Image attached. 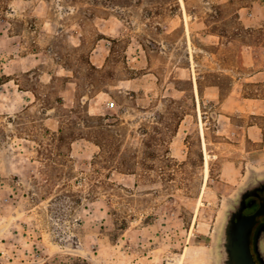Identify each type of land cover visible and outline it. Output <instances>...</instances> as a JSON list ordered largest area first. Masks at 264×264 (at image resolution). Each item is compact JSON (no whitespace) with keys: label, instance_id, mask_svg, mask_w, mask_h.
I'll return each instance as SVG.
<instances>
[{"label":"rangeland","instance_id":"374dc122","mask_svg":"<svg viewBox=\"0 0 264 264\" xmlns=\"http://www.w3.org/2000/svg\"><path fill=\"white\" fill-rule=\"evenodd\" d=\"M184 4L0 0V264H222L264 175V0Z\"/></svg>","mask_w":264,"mask_h":264},{"label":"flooded vegetation","instance_id":"af4514ba","mask_svg":"<svg viewBox=\"0 0 264 264\" xmlns=\"http://www.w3.org/2000/svg\"><path fill=\"white\" fill-rule=\"evenodd\" d=\"M222 264H264V175L243 187L222 231Z\"/></svg>","mask_w":264,"mask_h":264},{"label":"bare ground","instance_id":"6f19581e","mask_svg":"<svg viewBox=\"0 0 264 264\" xmlns=\"http://www.w3.org/2000/svg\"><path fill=\"white\" fill-rule=\"evenodd\" d=\"M180 2H181V5H182V8H183V10H184V13H186V10H185V4H184V0H180ZM186 17V21H188V18H187V15L185 16ZM186 25H187V23H186ZM197 93V92H196ZM198 97V96H197ZM198 107H200L199 105H198ZM199 111V110H198ZM207 159V158H206ZM208 162V161H207ZM208 164V163H207ZM207 167H208V165H207ZM206 167V168H207ZM207 170V172H208V168L206 169ZM206 172V173H207ZM207 175V174H206Z\"/></svg>","mask_w":264,"mask_h":264},{"label":"built area","instance_id":"2783aa9c","mask_svg":"<svg viewBox=\"0 0 264 264\" xmlns=\"http://www.w3.org/2000/svg\"><path fill=\"white\" fill-rule=\"evenodd\" d=\"M111 105H114V102H112Z\"/></svg>","mask_w":264,"mask_h":264}]
</instances>
